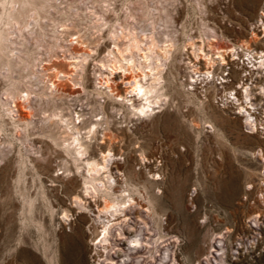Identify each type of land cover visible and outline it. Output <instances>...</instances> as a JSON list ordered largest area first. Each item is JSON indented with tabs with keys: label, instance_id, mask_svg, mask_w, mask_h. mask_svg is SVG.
Returning a JSON list of instances; mask_svg holds the SVG:
<instances>
[{
	"label": "rangeland",
	"instance_id": "1",
	"mask_svg": "<svg viewBox=\"0 0 264 264\" xmlns=\"http://www.w3.org/2000/svg\"><path fill=\"white\" fill-rule=\"evenodd\" d=\"M21 1L0 0V33L7 35L0 57V264H264V90H257L247 119L246 109L238 108L245 104L230 94L250 68L239 59L233 66L228 51L246 44L245 57L264 53V0ZM152 37L156 58L169 38L175 44L162 68L163 98L154 112L138 118L93 89L109 91L105 80L121 64L112 50H125L124 68L134 54L139 70ZM136 40L143 51L127 50ZM198 47L215 56L224 49L229 64L216 59L214 76L205 81L206 58ZM258 68L263 83L264 65ZM56 70L64 73L54 75ZM124 71L119 68L116 83L122 84ZM223 76L228 80L221 84ZM16 85L24 99L6 98ZM42 106L47 115L59 113L53 122L43 119ZM101 106L124 140L114 145L124 144L117 157L127 158L138 188L147 185L133 194L146 209L129 207L127 221L111 222L98 211L103 201L84 190L82 169L64 151L71 130L58 118L66 114L74 124L78 111L84 113L85 132L103 118ZM21 112L30 114L29 129ZM107 222L111 231L103 240ZM129 232L140 233L137 247Z\"/></svg>",
	"mask_w": 264,
	"mask_h": 264
},
{
	"label": "bare ground",
	"instance_id": "2",
	"mask_svg": "<svg viewBox=\"0 0 264 264\" xmlns=\"http://www.w3.org/2000/svg\"><path fill=\"white\" fill-rule=\"evenodd\" d=\"M15 3V0H13ZM18 0H16L17 2ZM21 1V0H20ZM22 2V1H21ZM26 2V1H23ZM28 2V1H27ZM31 2V1H30ZM20 3V2H18ZM17 3V4H18ZM26 5V4H25ZM16 6V5H15ZM28 6V5H27ZM230 6V5H228ZM14 7V6H13ZM12 7V8H13ZM25 7V6H24ZM16 8V7H14ZM18 9V8H16ZM10 11V10H9ZM7 10V12H9ZM12 11V10H11ZM10 11V14L11 13ZM17 11V10H16ZM2 12V11H1ZM20 12V11H19ZM3 14V13H2ZM4 15V14H3ZM2 15V17H3ZM167 16V22L169 21V19L171 18L169 13H166ZM5 17V16H4ZM7 17V16H6ZM12 17V16H11ZM10 17V18H11ZM14 17V15H13ZM170 17V18H169ZM9 18V17H7ZM15 18V17H14ZM1 19V18H0ZM6 20V19H5ZM9 21V20H8ZM2 22V21H0ZM10 23V22H9ZM2 24V23H1ZM3 25V24H2ZM1 27V25H0ZM9 28V27H8ZM2 30V29H1ZM1 32V31H0ZM5 32V31H4ZM9 32V31H7ZM6 33V32H5ZM8 34V33H6ZM9 35V34H8ZM7 36V35H5ZM5 36H3L0 33V57L1 55L4 53V45L2 43V40L5 38ZM8 38V37H7ZM135 38V37H133ZM137 38V37H136ZM135 38V39H136ZM168 39V38H167ZM7 40V39H6ZM132 40V39H131ZM168 40H172V42L168 41ZM167 41L169 43H167L165 45V47H160L163 50V53H160L157 58L154 57L153 53L155 52V48L158 46L156 40L152 37V41L150 42V46L149 50L151 51V53L149 52V50L144 54V52L142 53V58L144 59V61L142 62V65H140L138 68L139 70L142 71V74L139 72L137 68L138 64H137V58H134V54H132V60L129 61V63H127V68H124L125 65H123L124 63H122V58L121 56L125 55V50L122 51L121 48L119 47V49L117 48L116 52L115 50L111 51V54H113V56H115L116 62H121L120 66H116V67H112V70L110 71L109 75H113L112 77H107L108 79L105 80L106 86L105 88L109 89L108 90H104L100 88H94L93 91L94 93H96L97 95L103 96V97H107L111 100H114L116 103L119 104L120 109H122V111L124 110V112H129L131 114L137 115L138 118H140L143 115H146L149 112H152L155 107V104L159 103V100L163 98V93L161 92L162 88L164 91V87L162 86V68L165 65L166 61L170 58V55L172 53V47L174 46L175 42L173 38H169ZM4 41V40H3ZM139 41V39H138ZM137 40L135 42H131L132 44L129 45L127 50H130L133 52V47L136 48L137 50H142L140 43ZM8 43V42H7ZM130 43V42H129ZM192 44H194V42H192ZM191 44V45H192ZM235 44V43H234ZM7 46V44H5ZM246 45V44H245ZM245 45H234L231 49H229V53H231V60H232V65H236L240 62H242L244 65H246V68L249 67L250 69L246 71V73H244L242 76L238 77L237 80H235V82H239V85L235 87V89H237L234 92V95L230 97L233 100H236L237 102L241 101L240 104L244 103V106H239L238 108H240L239 110L242 112L243 108L246 109L247 111V119L252 117V111L250 109L255 108L253 105V101L252 99L255 98L256 95H258L257 90L261 89L264 90V82L262 83L263 78L259 79V77L263 76L262 74H260L258 71H260V66L264 65V53L262 52H252V53H247L248 56L245 57L244 55H246V52L243 53L242 51L247 50L248 51V46L247 48H245ZM9 46V44H8ZM7 46V47H8ZM194 46V45H193ZM197 46V45H196ZM202 50L203 48H196L195 50ZM6 51V50H5ZM8 51V50H7ZM159 51V50H158ZM203 51V55L205 56V61H204V65L207 66V70L203 72V79L206 81V79H208L210 76H214V73H212V66L214 64V62L217 61L220 64H229V61L226 59L227 54L224 51V49H220L218 50V54L217 56L215 55H209L206 51ZM227 51V50H226ZM255 51V50H253ZM243 54H240V53ZM15 53V52H14ZM11 54V55H15V54ZM173 54V53H172ZM200 53L198 52H194V56L196 58L200 57ZM214 56V57H213ZM244 57L243 59L241 58ZM3 57V56H2ZM141 57V56H140ZM3 59V58H2ZM239 59L240 62L234 63L233 61ZM247 60V61H246ZM137 61V62H136ZM117 64V63H115ZM141 64V62H140ZM198 64V63H197ZM11 64L10 62L8 63V67L10 68ZM232 66V67H233ZM237 66V65H236ZM76 67V65H75ZM215 67V66H213ZM223 67V66H222ZM120 69H124L125 71L122 72L120 74V78L122 81V84H118L116 83V79H114V76L116 75V73L119 71ZM146 68H150L149 70H146ZM195 68V67H194ZM199 68V67H198ZM57 69V68H56ZM197 69V68H196ZM195 69V70H196ZM223 69V68H222ZM238 69V68H237ZM244 70V69H243ZM262 70V69H261ZM226 71V70H225ZM63 71L60 70H56V74L59 76ZM198 72V71H197ZM55 73V72H54ZM64 73V72H63ZM129 74V75H128ZM225 74V73H224ZM227 74H229V72H227ZM201 75V74H200ZM225 76V75H224ZM224 76L222 77V81L220 82L222 84V82H226L227 80L224 78ZM84 78V77H83ZM128 78V79H126ZM233 79V78H232ZM236 79V77L234 78ZM145 80V82H144ZM193 81L197 82V80L193 79ZM212 81V80H211ZM233 82V80H232ZM230 83V85L233 87V84L235 83ZM114 83V84H112ZM203 83V82H202ZM205 83V82H204ZM262 83V84H260ZM16 84V83H15ZM124 84H126L125 86H123ZM128 85V86H127ZM226 85V83H225ZM102 86V85H101ZM123 86V87H122ZM223 87V86H222ZM59 88V87H58ZM234 88H232L233 90ZM234 89V90H235ZM84 90L85 91H89L88 87L84 86ZM209 90V89H208ZM227 90V89H225ZM93 91H89L87 92L88 94L93 93ZM229 91V90H227ZM167 92V91H166ZM206 92V91H205ZM5 93L7 94L6 98L9 97H18V98H23V91L20 88V86L16 85L14 86V88H10L7 89L5 91ZM261 93V92H260ZM259 93V94H260ZM28 98L30 96V93L28 92ZM168 94V93H167ZM236 94V95H235ZM238 94V95H237ZM169 96V95H168ZM226 96V94H225ZM228 96V95H227ZM264 96V95H263ZM162 97V98H161ZM206 97V96H205ZM223 97V96H222ZM229 97V96H228ZM229 97V98H230ZM225 98V97H224ZM262 98V97H261ZM24 99V98H23ZM26 99V97H25ZM223 99V98H222ZM164 100V99H163ZM168 100V99H167ZM228 100V99H227ZM232 100V101H233ZM263 100V99H262ZM107 101V100H106ZM208 101V99H207ZM231 101V102H232ZM90 104V101H88ZM163 102V101H162ZM230 102V101H229ZM235 102V101H234ZM202 103V102H201ZM221 103V102H220ZM224 103V102H223ZM226 103V102H225ZM228 103V102H227ZM205 104V103H204ZM208 104V102H207ZM236 104V103H234ZM17 105H19V108L23 109V106L21 104V102H19ZM161 105V104H160ZM165 105V104H164ZM163 105V106H164ZM239 105V104H238ZM205 106V105H204ZM159 107V106H157ZM168 108V106H166ZM237 107V106H236ZM42 108L43 110V114H44V120H49L50 122L54 121V117L58 116L59 113L57 111H53L52 113H49L48 115L46 113H48L47 109H45L43 106ZM103 112H104V116L101 119H95L93 120L91 123H89L88 126V130L83 132L82 130L84 128H86L85 124L86 122H88L87 119L84 118L85 114L81 113L80 111H78V118L80 119V121L77 123L75 122L73 124V121H71L70 118H66V114L62 115L60 118L61 123L64 122L65 126L68 127L71 131V137H69L68 135V139H66L65 141L68 140V143L64 146V151L66 153L67 156L71 157V159L73 160V163L76 166V169H82V172L80 174L83 175V184L84 186V190L87 191L88 193L93 192L94 195H96L101 201H103V205L101 207H98V211L99 212H105L106 214H109L110 216H112L113 218L110 219V221L113 219V222H115L116 220H123V221H127L128 218H130V212H129V207H132L134 204L139 205V207L144 208L145 205H143V203H141V201H137L136 198H134L133 194L134 193H138L139 189L142 188L144 186V184L146 185V183L143 184V186H140V188H138L137 185H135L133 183L132 177H130L128 169L130 168L129 164H128V160L127 158L124 157V161H122L121 157L124 154V144H122L121 146H119V148L116 150L114 148V145L116 142L121 141L123 142L124 140L122 138H117V136L114 134V132L112 131V127H111V117H113L110 114H107L106 112V108L104 106H101ZM166 108V109H167ZM249 108V110H248ZM258 108V107H256ZM162 110V109H161ZM160 110V111H161ZM168 110V109H167ZM257 110V109H256ZM14 109L10 106L8 108L7 113L11 114V112H13ZM204 111V110H203ZM154 112V111H153ZM237 112V111H236ZM255 113V112H254ZM253 113V114H254ZM260 113V112H259ZM22 115L21 121L26 124V127L29 129L30 126L33 124L32 123V119L30 117L29 113H20ZM32 114V113H31ZM243 114V113H241ZM240 114V115H241ZM4 114L0 113V118L2 120V125H5V119L3 117ZM47 115V116H46ZM127 115V114H126ZM206 115V114H205ZM256 115V114H255ZM5 116V115H4ZM149 116V115H148ZM152 116V115H151ZM150 116V117H151ZM244 116V114H243ZM254 116V115H253ZM144 117V116H143ZM245 117V116H244ZM262 116H260L261 118ZM258 118V117H257ZM146 119V116H145ZM144 119V120H145ZM57 120V119H56ZM139 120V119H138ZM153 120V119H152ZM58 121V120H57ZM247 121V120H246ZM258 121V119H257ZM144 122V121H143ZM148 122V121H147ZM141 123V122H140ZM139 123V124H140ZM146 123V122H145ZM151 123V122H150ZM150 123H147L148 126ZM254 123V122H253ZM252 123V124H253ZM71 124H73L72 126H70ZM138 124V121H137ZM135 124V125H137ZM257 124V123H256ZM258 124H260L258 122ZM257 124V125H258ZM256 125V126H257ZM64 126V127H65ZM147 126V125H145ZM147 126V127H148ZM259 126V125H258ZM262 126V125H261ZM264 126V125H263ZM137 128V127H136ZM144 128V127H143ZM66 129V128H65ZM130 129V127H129ZM145 129V128H144ZM133 130V129H132ZM256 130V129H255ZM67 131V130H66ZM121 131V130H120ZM131 132V131H130ZM259 132V131H257ZM132 133V132H131ZM101 134V135H99ZM117 134V133H116ZM65 136V135H64ZM144 138V137H143ZM63 139V138H62ZM136 139V138H135ZM143 140V139H142ZM57 141V140H56ZM64 141V140H63ZM145 141V140H144ZM147 141V140H146ZM55 142V141H53ZM164 142V141H162ZM65 143V142H64ZM119 143V142H118ZM126 143V142H125ZM136 145L135 147H141V145L139 146V143H141L140 141H135L134 142ZM171 144V143H170ZM119 145V144H118ZM148 145V144H147ZM150 145V144H149ZM174 146V145H173ZM132 147V146H131ZM162 148V147H160ZM126 149V148H125ZM144 149V146L143 148ZM146 149V148H145ZM173 149V148H172ZM135 150V149H133ZM132 150V153H133ZM137 150V149H136ZM162 149H160L161 151ZM129 151V150H127ZM149 151V150H147ZM157 151V150H156ZM155 151V152H156ZM44 153V152H43ZM126 153V152H125ZM131 153V152H130ZM129 153V155H130ZM144 153V152H143ZM128 154V152H127ZM138 154V153H137ZM140 154V153H139ZM142 154V153H141ZM118 155H120L121 157H117ZM126 155V154H125ZM42 156H45L44 154H42ZM138 156V155H137ZM127 157V156H126ZM142 157V156H141ZM145 157V156H144ZM143 157V159H144ZM155 158V157H154ZM69 158V160H71ZM146 159V157H145ZM142 160V161H145ZM66 160V159H65ZM130 160V159H129ZM140 160V159H139ZM135 161V160H134ZM149 161V160H148ZM70 162V161H69ZM153 162V161H152ZM63 163V162H62ZM65 163V162H64ZM68 163V161H67ZM143 163V162H142ZM145 163V162H144ZM151 163V162H150ZM42 164V163H41ZM71 164V163H70ZM148 164V163H147ZM156 164V163H155ZM144 165V164H143ZM146 166V165H144ZM149 166V165H148ZM157 166V165H156ZM160 166V164H159ZM152 168V167H151ZM156 168V167H155ZM45 170V169H44ZM132 170V169H131ZM151 170V169H150ZM153 170V169H152ZM130 171V170H129ZM147 171V169L145 170ZM134 172V171H132ZM131 172V173H132ZM79 173V172H78ZM136 173V172H135ZM76 174V173H75ZM79 174V175H80ZM137 174V173H136ZM153 174V172H152ZM157 174V173H156ZM159 175V174H158ZM135 176V174H134ZM155 176V175H154ZM156 177V176H155ZM141 178V177H140ZM148 178V177H147ZM151 178V177H150ZM160 178V177H159ZM136 179V178H135ZM154 179V178H153ZM58 180V179H57ZM75 180V179H74ZM73 180V181H74ZM145 181V180H144ZM147 181V180H146ZM153 181V180H152ZM135 182V180H134ZM43 183V182H42ZM140 183V182H139ZM67 184V183H66ZM139 185V184H138ZM141 185V184H140ZM137 186V187H136ZM147 186V185H146ZM144 186V187H146ZM150 186V185H149ZM143 190H145L144 188H142ZM83 190V191H84ZM91 191V192H90ZM152 191V190H151ZM145 192V191H144ZM161 192V191H160ZM142 193V192H141ZM87 195V194H86ZM92 195V193H91ZM137 195V194H136ZM145 195V193H144ZM150 195V194H148ZM80 196V195H79ZM77 196V197H79ZM138 196V195H137ZM143 196V195H142ZM146 196V195H145ZM94 198V196H93ZM148 198V197H147ZM82 199V198H81ZM145 199V198H144ZM143 200V199H142ZM129 202V203H127ZM145 202V201H144ZM150 202V201H149ZM96 203V202H95ZM98 203V201H97ZM100 203V201H99ZM126 203L128 205H126ZM146 203V202H145ZM125 204V205H124ZM154 204V203H153ZM124 205V206H122ZM148 206V204H146ZM150 205V203H149ZM144 206V207H143ZM155 207V206H154ZM141 208V209H142ZM132 209V208H131ZM146 209V207H145ZM152 209V208H151ZM157 209V208H154ZM96 210V209H95ZM158 210V209H157ZM149 211H151L149 209ZM153 211V210H152ZM98 212V213H99ZM158 212V211H157ZM121 213V214H120ZM138 216H141V210H137ZM148 213V212H147ZM68 214V213H67ZM102 215V214H100ZM149 215V214H148ZM68 216V215H67ZM155 216H159L154 215ZM100 218V217H99ZM109 218V217H106ZM98 222V221H97ZM103 222V221H102ZM112 222V221H111ZM119 222V221H118ZM95 223V222H94ZM99 223V222H98ZM110 222L104 223L103 224V240L107 239V234L110 233L109 229H111L110 227L112 225H107ZM159 223V222H158ZM97 224V223H96ZM95 224L96 228L97 225ZM116 224V223H115ZM118 225V224H117ZM116 225V226H117ZM94 226V225H93ZM100 226V225H98ZM102 226V225H101ZM115 226V225H114ZM90 227V226H89ZM168 228V227H167ZM92 229V227L90 228V230ZM98 229V228H97ZM89 230V229H88ZM91 232V231H90ZM169 233V232H168ZM140 234V233H139ZM139 234H137L136 232H129V237H131V242H133V244L135 245V247H137L140 243H141V239L137 237ZM109 240V239H108ZM97 241V240H96ZM102 241V240H101ZM92 244V243H91ZM108 244V243H107ZM106 244V246H107ZM98 245V244H97ZM104 244H102L103 246ZM104 248V247H103ZM106 248V247H105ZM108 249V248H107ZM94 250V249H93ZM100 250V249H99ZM97 252V251H96ZM104 252V251H103ZM96 254V253H95ZM98 256V255H97ZM97 258V257H96ZM97 260V259H96ZM95 260V261H96Z\"/></svg>",
	"mask_w": 264,
	"mask_h": 264
},
{
	"label": "built area",
	"instance_id": "3",
	"mask_svg": "<svg viewBox=\"0 0 264 264\" xmlns=\"http://www.w3.org/2000/svg\"><path fill=\"white\" fill-rule=\"evenodd\" d=\"M220 101H222V99L219 97Z\"/></svg>",
	"mask_w": 264,
	"mask_h": 264
}]
</instances>
